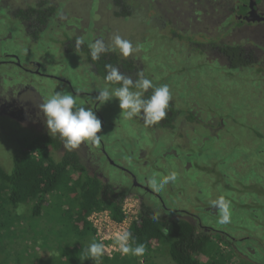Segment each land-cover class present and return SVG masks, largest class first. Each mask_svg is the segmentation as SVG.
<instances>
[{"label":"rangeland","instance_id":"rangeland-1","mask_svg":"<svg viewBox=\"0 0 264 264\" xmlns=\"http://www.w3.org/2000/svg\"><path fill=\"white\" fill-rule=\"evenodd\" d=\"M222 1L224 0H51L46 2L51 4L48 9L53 5V12L58 16L56 20L49 21L47 31L45 30L47 27L41 29L43 31L37 38L33 36V32L36 31L33 23L29 28L25 27L15 14L17 9L8 8L7 2H0V48L19 54L22 63H29L31 60L42 63L46 76L22 71L10 64L3 66L1 72L7 80L10 78L9 84L18 86L19 80L27 81L41 98L57 91H66L75 96L78 106L89 108L93 96L87 95L86 92L92 93L105 87L115 89L114 83L106 81L100 71L95 75L96 72L91 69L85 52L82 49L77 52L75 44H68V41L81 37L85 41L82 47L89 49L88 45L95 40L103 39L106 44H110L111 37L119 34L131 41L134 47L138 46L140 51L134 52L128 58L122 57L118 49L103 54L107 57L110 54L116 55V67L120 70L135 68L138 61L143 63L146 67L143 76L150 79L154 86L168 85L177 108H181L182 111L191 109L192 102L196 101H201L205 106L207 98L222 100L220 110L224 112L223 114L233 116H227L225 127L222 129L217 127L216 130L213 125L205 127L201 122L194 125L179 123L180 118L176 120L173 131L162 130L157 136L154 133L156 128L153 126L146 129L140 116L123 120L120 115L122 110L119 107V99L115 97L99 106L104 116L99 119L105 125L102 137L113 160L117 162L121 160L124 166L137 176L144 172L139 168L143 165L145 173L150 177L155 176L158 180L172 171L177 173L178 178L174 183L170 182L160 192H156L162 197L166 205L164 207L169 208L170 216L159 203L152 202L154 209L173 219L195 222L193 216L198 215L204 223L232 227L234 217L227 225L217 223L219 214L211 205V201L224 196L230 202L233 213V206H239L244 195L238 194L239 191L228 185L239 184L244 190H257L260 186L258 165L261 166L264 160L257 144L245 146V142L247 137H251L248 136L247 124L254 122L255 126H260L261 114L264 111V102H261L264 91L256 71L243 69L227 71L218 66H210L199 54L190 51L192 49L190 45L188 48L185 38L187 30H190L189 36L195 39L201 37L193 34L197 29L193 15L200 11L199 8L204 9L203 6H198L205 2L209 5V11L204 14V18L206 17L204 21L208 19L205 23V26H208L206 30L214 31L212 21L219 19L216 10H222ZM26 3L28 2L23 4ZM88 3L90 6L87 8ZM86 9L91 14V21L88 23L89 15ZM12 13L16 17H13ZM82 17L84 22L80 19ZM130 62H133L132 67H129ZM166 71L169 72L168 76L164 74ZM131 78L133 79L132 76ZM63 79L71 81L72 87ZM77 89L78 95L74 92ZM83 92L86 95L80 94ZM148 94L144 93V98L148 97ZM178 94L188 96L191 101L182 102ZM33 96L34 93L28 94V97ZM35 100H38V97ZM42 102L43 99H40L34 104ZM9 109L10 106L0 103V166L7 171L13 169V158L23 145L28 144L33 134L40 132L49 134L44 116L39 109L33 112L27 107H20L22 114L20 119L8 113ZM216 117L222 119L218 114ZM209 120L206 117L204 119L206 122ZM202 140L206 141L207 145L214 143V146L205 145L200 148L198 143ZM141 147L144 150L140 158ZM79 149L88 163L87 169L93 174L92 164L100 163L99 160L95 156L92 158L91 153L82 144ZM245 156L249 158L251 164L257 165L250 171H244ZM230 157L232 160L229 162ZM232 165L238 167L236 172H230ZM103 172L113 182L124 178L127 180L125 171L118 167L109 165ZM246 174L248 182H245L243 177ZM253 178L257 181L254 182ZM127 197L132 198L131 204L135 203L134 194ZM254 200L260 202L259 199ZM3 201L0 197L1 214L9 208L6 200ZM58 203L59 201L55 200L54 206ZM63 205L66 214L72 212L67 203ZM28 206L30 205L23 204L20 208ZM240 209L242 215L237 214L236 218L240 223H247L243 217L242 206ZM58 211L59 209L52 207L50 212L58 214ZM186 211L192 215H186ZM6 214L0 217V264H135V260L132 259L102 261V256L98 260L81 259L88 255V246L98 242L96 239L92 238L85 244V240H79L76 229L70 224L64 226L63 223L48 222L45 218L31 222L26 216L22 217L12 211V217L6 220ZM247 221L253 227L256 226L253 220ZM3 222L6 224L1 226ZM113 241L116 242L115 239ZM150 246L153 250H147L145 254H148H144L148 257L147 260L143 255L136 256V260H140V263L136 264H175L157 242ZM224 247L227 248L225 244ZM221 250L222 248L218 252ZM221 253L225 254L223 259L226 263L233 264L236 257H232L228 250L223 249ZM120 256L132 254L118 253L112 258ZM203 260L207 261L206 258ZM235 264H238V261Z\"/></svg>","mask_w":264,"mask_h":264},{"label":"flooded vegetation","instance_id":"flooded-vegetation-1","mask_svg":"<svg viewBox=\"0 0 264 264\" xmlns=\"http://www.w3.org/2000/svg\"><path fill=\"white\" fill-rule=\"evenodd\" d=\"M47 1L51 2V0H0V2H7L8 8L17 9L15 14L19 18V22L23 23L25 27L29 28V25L33 23L34 28L36 29V31L33 32V36L35 38H37V35L43 31L41 29H45L47 27L45 29L47 31L50 26L49 21L56 20L58 16V14L53 12V5L51 9H48L51 4L46 3ZM24 2L28 3L23 4ZM29 2L32 3L30 4ZM33 2L36 4H33ZM37 2L41 3L38 4ZM222 2V10H216V12L219 14V19H217L215 22L212 21L215 29L214 31L206 30L208 26H205V23L208 21V19L204 21L206 18H204V14L209 11L208 2L199 4L198 7L203 6L204 9L199 8L200 11L196 15H193V19L197 23V29L193 34L201 37L195 39L194 37L189 36L190 30H187L188 32L185 33L187 34L185 38L186 43H188V48L190 45V48L192 49L190 51L199 54L210 66H218V68H222L227 71L241 69L256 71L260 77V82L264 91V0H224ZM30 6L32 8H30ZM88 6H90V3L87 4V8ZM204 6H206L208 9H206ZM86 13L89 15L87 21L88 23L91 21V14L87 9ZM12 14L14 17V13ZM80 19L82 22L85 21L84 17ZM75 41L76 39H72L68 41V44H75ZM114 54L116 53L114 52ZM103 58L109 62V65L116 67V55L111 56L110 54L108 57L104 55ZM136 59L137 58L135 57V60ZM132 63L133 62H130L129 67H132ZM8 64L12 66L14 65L22 71H27L38 76L44 77L46 75H44L45 73L42 69V63L36 60H31L29 63H22L19 54L6 51V49L3 47L0 48V103L2 102L4 105L10 106L11 109H9L8 113H12L18 117V119H20L19 117L22 116L19 110L20 107H27L28 109L35 112L37 109H39V103H34L43 98L39 97L36 93V90L25 80V82L19 80L17 84L18 86L9 84L10 78L7 80L1 72L3 70L2 67ZM89 65L91 69L96 72L94 74L97 75V63L93 64V62L91 63L90 61ZM145 70V65L138 61V63H135V68H122L120 72L125 76H132L133 80L135 81L138 79V74L142 73L145 75ZM164 74L165 76H168L169 72L166 71ZM63 80L72 87L71 81L66 79ZM6 82H8V84ZM119 86L120 85L116 83L113 85V88H117ZM95 91H92V93L86 92V94L93 96L91 99L92 103L90 108H92L98 118H101L103 116L99 110L101 103L96 100V96L100 90ZM152 91V89H149L145 94L147 95V93H149L150 95L148 94V97H150ZM74 92L76 93V91ZM29 93L31 95L34 93V96L28 97ZM94 93L95 95H93ZM80 94L86 95L84 92ZM177 96H180V98H178L182 102H186L187 100L191 101L188 96H183L180 94ZM37 97L38 100H35ZM205 102V106L201 104V101L192 102L193 108L183 109L182 111L181 108L176 107L175 100L171 99L169 107L166 110V118L158 124L146 127V129H150L154 126L156 128V132L154 133L158 136L160 133H162V130L173 131L174 125H176V120L180 118L181 120L179 123L186 122L188 124L194 125L195 123L199 124V122H201V124L205 127L213 125L215 128L214 130H216L217 127L221 129L224 128L225 118L227 116H231L232 114H223L224 112L220 110L223 101L213 97L207 98V101ZM261 102H264V95L261 99ZM6 110H8V108ZM217 114L220 115L222 119L219 120L218 117H216ZM205 117L210 119L209 122L204 121ZM105 129V125L102 124L101 131L98 133V135L102 136ZM247 132L248 136L251 135V137L246 138L245 146H255V144H257L259 148L258 150L261 153L260 155L264 160V111H262L261 114L260 126H255L254 122L249 123L247 124ZM158 139L159 137H157V140ZM198 144L200 148H202L208 143L202 140ZM82 145L85 149H88L92 155V158L95 156L99 160L100 163H93L92 165L94 167V173L98 174V176H100L104 182H113L103 172V170H106L109 165L124 170L127 180L124 178L118 182H113L115 187L127 192L128 195L134 194L138 196L141 201L146 203L154 204L152 202H155L161 204L162 209H164L165 213L170 216L168 213L169 208L164 207L166 205L162 197L148 186L147 180L150 176L149 174L147 175L145 173V165H143V167H139L140 169L144 170V172H140V175L138 176L135 175L134 172L124 166L121 160H118L117 162L109 156L107 145L103 137L101 138L99 145L91 144L89 142H83ZM207 146L213 147L214 143H211ZM77 150L80 153L81 160L87 165L88 163L85 161L83 153L79 148H77ZM143 150V147H141L139 151L140 158L142 156ZM199 150L202 151L201 149ZM231 160L232 159L230 157L229 162ZM144 161L145 164H147V161ZM256 166L257 165L251 164L249 158L245 156L244 171H250ZM237 168L238 167L232 165L230 172H236ZM258 171L259 180L260 178L261 180L259 183L260 186L257 190H244V187L240 186L239 184L234 185L231 183V185H228L239 191L238 194L243 193L244 195L243 201L239 204V206H233L234 212L232 213V217H234V219L232 220V227H218L214 224L204 223L201 219V216L198 215L193 216L195 222L189 220L195 224L200 232L218 235V239L224 238L222 241H220L219 245L222 246L221 248H225V244L227 247L225 250H228V253L231 254L232 257H236L233 259V264H235L236 261H238V264H264V163L261 166L258 165ZM243 177H245V182L249 181L247 178L248 174L244 175ZM228 178L229 180L231 178L229 173ZM253 181L256 182L257 179L253 178ZM251 184L252 183H249V185ZM254 199H259L260 202L258 203L257 200ZM241 206L244 209L243 217L247 223H240V221L236 218L237 214L240 216L242 215V210L240 209ZM186 213V215H192L187 211ZM249 219L255 222V227H253L252 224L247 221ZM258 254L260 256H258Z\"/></svg>","mask_w":264,"mask_h":264},{"label":"trees","instance_id":"trees-1","mask_svg":"<svg viewBox=\"0 0 264 264\" xmlns=\"http://www.w3.org/2000/svg\"><path fill=\"white\" fill-rule=\"evenodd\" d=\"M84 47L80 49L85 52L87 61L97 63V71L105 78L108 72L106 65L109 64L103 58L104 54L99 60L92 61L90 50ZM13 162L11 171L0 166V197L9 204L8 214L7 210L2 214L0 211V217L6 214V220H9L12 211L26 216L31 222L45 218L48 222L63 223L64 226L70 224L85 244L92 238L101 244L96 238L95 227L88 220L92 212L109 210L116 221H123L127 192L115 187L113 182H104L98 174L90 173L79 151H68L58 137L53 138L43 132L33 134ZM55 200L59 201L57 206H54ZM63 203L71 207V213H65ZM23 204L30 206L20 208ZM52 207L59 209L58 214L50 212ZM154 214H159L158 220H153ZM4 224L6 222L1 226ZM128 232L132 234L129 240L131 247L144 244L145 254L147 250H153L150 245L157 242L175 264H229L223 259L225 254L221 253L225 248L218 252L224 238L200 232L187 219L169 218L154 209L151 203L140 200L138 219L134 220ZM205 258L207 261L203 260ZM111 259H132L135 264L140 263L136 255L111 258L103 252L102 261Z\"/></svg>","mask_w":264,"mask_h":264},{"label":"clouds","instance_id":"clouds-1","mask_svg":"<svg viewBox=\"0 0 264 264\" xmlns=\"http://www.w3.org/2000/svg\"><path fill=\"white\" fill-rule=\"evenodd\" d=\"M85 43L84 39L77 37L75 41V50L79 52L81 46ZM92 61L100 59L101 54L109 51L119 50V54L128 58L134 52H139L140 48L134 47L132 42L122 38L119 34L111 37V43L106 44L103 39H97L94 43L88 45ZM108 69L105 80L110 83H118L120 86L115 89L105 87L100 89L96 100L101 104L112 98L119 99V107L121 118L123 120H131L140 116L146 127L158 124L167 116V109L172 99L168 85L154 86L153 82L145 78L142 73L138 74L135 81L125 76L117 67L106 65ZM152 94L148 98H144L143 94L149 89ZM136 89V91H133ZM79 94V89L75 90ZM40 112L44 116V121L49 134L55 138L58 137L68 151H72L80 147L83 142L99 145L101 142L102 122L97 117L92 108L78 106L75 96L66 91H57L54 94L43 98V102L38 104ZM177 173L170 172L168 175L157 179L155 176L148 178V186L156 192H160L165 185L177 180ZM211 205L217 209L219 217L217 223L227 225L231 223L232 213L231 205L224 196H220L216 200L211 201ZM153 220L159 219V214L153 215ZM132 237L131 232H123L115 237V241L119 246L122 255L141 256L145 252L144 244H137L136 247L129 245ZM104 249L102 244L93 242L87 248L88 255L81 259L92 258L98 260L103 255Z\"/></svg>","mask_w":264,"mask_h":264},{"label":"built area","instance_id":"built-area-1","mask_svg":"<svg viewBox=\"0 0 264 264\" xmlns=\"http://www.w3.org/2000/svg\"><path fill=\"white\" fill-rule=\"evenodd\" d=\"M132 198L127 197L124 204L125 217L123 221H116L109 210L94 211L88 216V220L96 229V237L101 242L104 252L114 257L121 253L119 246L113 241L118 234L128 232L134 220L138 219L140 211V199L135 195V203L131 204Z\"/></svg>","mask_w":264,"mask_h":264}]
</instances>
